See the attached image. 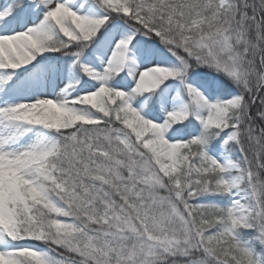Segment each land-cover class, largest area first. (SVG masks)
I'll return each mask as SVG.
<instances>
[{
  "label": "snow or ice",
  "instance_id": "snow-or-ice-1",
  "mask_svg": "<svg viewBox=\"0 0 264 264\" xmlns=\"http://www.w3.org/2000/svg\"><path fill=\"white\" fill-rule=\"evenodd\" d=\"M0 264H264V0H0Z\"/></svg>",
  "mask_w": 264,
  "mask_h": 264
}]
</instances>
